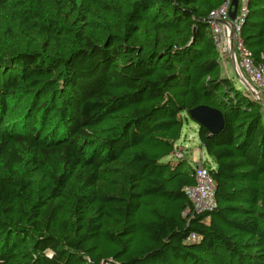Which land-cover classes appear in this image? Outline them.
Returning a JSON list of instances; mask_svg holds the SVG:
<instances>
[{
	"label": "trees",
	"instance_id": "16d2710c",
	"mask_svg": "<svg viewBox=\"0 0 264 264\" xmlns=\"http://www.w3.org/2000/svg\"><path fill=\"white\" fill-rule=\"evenodd\" d=\"M226 1L0 0V264H264V99L224 73ZM241 38L264 63V0ZM199 106L225 124L199 128L217 207L194 215L174 155Z\"/></svg>",
	"mask_w": 264,
	"mask_h": 264
},
{
	"label": "built area",
	"instance_id": "2783aa9c",
	"mask_svg": "<svg viewBox=\"0 0 264 264\" xmlns=\"http://www.w3.org/2000/svg\"><path fill=\"white\" fill-rule=\"evenodd\" d=\"M248 1L238 0L236 17L232 20L230 18L232 0H227L220 8L211 12L208 22L212 28L214 41L221 58L227 57L230 63L234 60L237 74L253 89L258 99L263 101L264 63H255L252 55L245 49L241 38V27L248 13ZM232 48L234 51L233 57L231 55ZM180 148L183 147L177 146L174 155L176 159L185 158ZM193 169L196 184L185 188V193L192 205L193 213L194 215L212 213L217 207V202L215 197L216 184L211 175L210 168L208 164L196 160ZM189 214L190 211H187L185 216ZM196 240L197 236L194 234L189 238V241Z\"/></svg>",
	"mask_w": 264,
	"mask_h": 264
},
{
	"label": "rangeland",
	"instance_id": "374dc122",
	"mask_svg": "<svg viewBox=\"0 0 264 264\" xmlns=\"http://www.w3.org/2000/svg\"><path fill=\"white\" fill-rule=\"evenodd\" d=\"M226 61L225 72L227 73L228 78L233 82L235 88L243 93H249L244 85H242L236 76L232 64L228 61L227 57H224ZM199 126L192 119H189L187 123H185L182 133V138L179 141L178 145L181 153L187 159L189 163L195 166V161L202 162L204 164H208L209 166H214L212 159L208 156L207 152L202 149L201 143L198 137ZM175 159L174 157L168 158Z\"/></svg>",
	"mask_w": 264,
	"mask_h": 264
},
{
	"label": "water",
	"instance_id": "95a60500",
	"mask_svg": "<svg viewBox=\"0 0 264 264\" xmlns=\"http://www.w3.org/2000/svg\"><path fill=\"white\" fill-rule=\"evenodd\" d=\"M238 9V0H232V10L230 12V18L233 20L236 17ZM234 51L231 50V55L233 57ZM232 67L239 79V81L245 86L247 91L251 93L255 100H258L256 93L253 89L247 84V82L241 78L236 72V64L232 60ZM262 103V101H260ZM189 118L192 119L195 123L198 124L199 128L206 129L211 135L219 134L224 128V116L223 114L214 108L208 106H199L189 111Z\"/></svg>",
	"mask_w": 264,
	"mask_h": 264
},
{
	"label": "crops",
	"instance_id": "0c3cea01",
	"mask_svg": "<svg viewBox=\"0 0 264 264\" xmlns=\"http://www.w3.org/2000/svg\"><path fill=\"white\" fill-rule=\"evenodd\" d=\"M221 63H222V66H223V70H224V73H225V75L227 76V73L225 72V68H224V66L226 67V61L223 59V58H221ZM228 77V76H227Z\"/></svg>",
	"mask_w": 264,
	"mask_h": 264
}]
</instances>
